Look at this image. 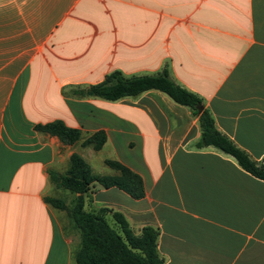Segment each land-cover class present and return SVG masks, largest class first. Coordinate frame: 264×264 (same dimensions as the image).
Masks as SVG:
<instances>
[{
	"label": "crops",
	"instance_id": "0c3cea01",
	"mask_svg": "<svg viewBox=\"0 0 264 264\" xmlns=\"http://www.w3.org/2000/svg\"><path fill=\"white\" fill-rule=\"evenodd\" d=\"M164 64L219 132L264 157V0H0V264H74L76 194L50 176L72 153L93 174H116L108 159L140 176L142 197L92 182L83 208L121 213L135 235L155 228L162 264H264V181L198 146L197 114L155 89L117 100L73 91ZM54 120L79 138L35 128ZM99 130L100 148L82 144Z\"/></svg>",
	"mask_w": 264,
	"mask_h": 264
},
{
	"label": "trees",
	"instance_id": "16d2710c",
	"mask_svg": "<svg viewBox=\"0 0 264 264\" xmlns=\"http://www.w3.org/2000/svg\"><path fill=\"white\" fill-rule=\"evenodd\" d=\"M149 89L163 92L175 103L188 106L194 114H197L200 128L198 146L211 145L231 155L245 171L264 181V157L259 161L253 160L244 150L219 132L211 114L203 107L201 97L176 83L170 77L166 64L160 70L146 74L125 75L120 70L114 69L106 73L99 82L75 88L73 91L81 96L117 100L125 96H135ZM35 128L55 135L65 144L73 143L80 134L77 128L67 127L60 120L36 125ZM104 140L105 135L99 130L84 139L82 144H91L94 149H98ZM104 163L117 170V173L93 174L77 153L69 156L64 173L50 172L57 187L76 194L68 209L62 200L45 197V201L51 206L67 209L68 216L78 231L79 245L73 253L74 264H162L156 251L155 228L144 226L140 233L135 235L121 213L106 207H100L96 211H87L83 208V194L92 182H97L104 188L114 186L135 199L143 196L142 181L137 173L115 160L106 159ZM105 213L110 214L113 225L107 222Z\"/></svg>",
	"mask_w": 264,
	"mask_h": 264
},
{
	"label": "rangeland",
	"instance_id": "374dc122",
	"mask_svg": "<svg viewBox=\"0 0 264 264\" xmlns=\"http://www.w3.org/2000/svg\"><path fill=\"white\" fill-rule=\"evenodd\" d=\"M65 192H67V193H69L68 191H66V190H64ZM106 214V213H105ZM105 214H104V217H105ZM69 217V216H68ZM69 220H70V218H69ZM107 220V222L110 224V225H112V223H111V221H110V219H106ZM70 222H71V220H70ZM71 224H72V222H71ZM74 227V226H73ZM75 228V227H74ZM74 262V261H73Z\"/></svg>",
	"mask_w": 264,
	"mask_h": 264
}]
</instances>
